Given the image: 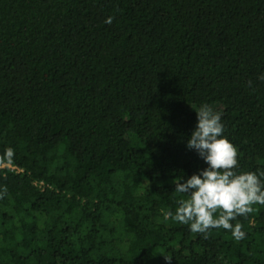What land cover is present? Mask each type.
<instances>
[{
  "label": "trees",
  "instance_id": "16d2710c",
  "mask_svg": "<svg viewBox=\"0 0 264 264\" xmlns=\"http://www.w3.org/2000/svg\"><path fill=\"white\" fill-rule=\"evenodd\" d=\"M261 73L264 0H0V264H264V205L241 240L169 215L189 105L264 169Z\"/></svg>",
  "mask_w": 264,
  "mask_h": 264
},
{
  "label": "clouds",
  "instance_id": "9594fccd",
  "mask_svg": "<svg viewBox=\"0 0 264 264\" xmlns=\"http://www.w3.org/2000/svg\"><path fill=\"white\" fill-rule=\"evenodd\" d=\"M112 19L111 16L106 17L105 23H111ZM258 79H264V73ZM195 110L197 122L186 147L194 149L206 167L186 178L174 179L173 191L187 198L178 199V207L174 214L170 212L169 215L205 238L211 229L222 228L230 230L234 239L241 240L246 233L239 222L233 224L232 221L251 213L253 205H264V169L237 171L238 151L224 135L226 126L222 113L207 103H202ZM14 154V149L7 147L3 158L11 161ZM6 191V188H0V198Z\"/></svg>",
  "mask_w": 264,
  "mask_h": 264
},
{
  "label": "rangeland",
  "instance_id": "374dc122",
  "mask_svg": "<svg viewBox=\"0 0 264 264\" xmlns=\"http://www.w3.org/2000/svg\"><path fill=\"white\" fill-rule=\"evenodd\" d=\"M215 110H217V111H219V112H221L222 113V111L224 110V107H223V105H221V104H213V105H211ZM199 106H195V105H189L188 106V109H189V111H195L196 112V110L195 109H197Z\"/></svg>",
  "mask_w": 264,
  "mask_h": 264
},
{
  "label": "built area",
  "instance_id": "2783aa9c",
  "mask_svg": "<svg viewBox=\"0 0 264 264\" xmlns=\"http://www.w3.org/2000/svg\"><path fill=\"white\" fill-rule=\"evenodd\" d=\"M10 165V164H9Z\"/></svg>",
  "mask_w": 264,
  "mask_h": 264
}]
</instances>
